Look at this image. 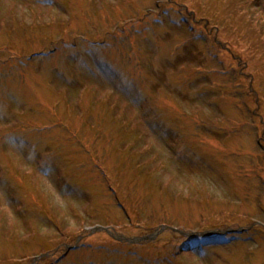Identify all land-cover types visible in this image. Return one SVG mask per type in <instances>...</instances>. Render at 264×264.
<instances>
[{
  "label": "rangeland",
  "instance_id": "obj_1",
  "mask_svg": "<svg viewBox=\"0 0 264 264\" xmlns=\"http://www.w3.org/2000/svg\"><path fill=\"white\" fill-rule=\"evenodd\" d=\"M0 264H264V0H0Z\"/></svg>",
  "mask_w": 264,
  "mask_h": 264
},
{
  "label": "water",
  "instance_id": "obj_2",
  "mask_svg": "<svg viewBox=\"0 0 264 264\" xmlns=\"http://www.w3.org/2000/svg\"><path fill=\"white\" fill-rule=\"evenodd\" d=\"M240 231V230H239Z\"/></svg>",
  "mask_w": 264,
  "mask_h": 264
}]
</instances>
